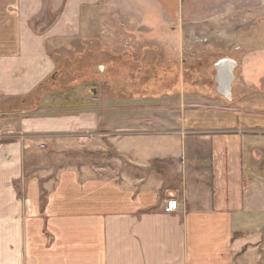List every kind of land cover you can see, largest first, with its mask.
Instances as JSON below:
<instances>
[{
	"label": "crops",
	"instance_id": "crops-1",
	"mask_svg": "<svg viewBox=\"0 0 264 264\" xmlns=\"http://www.w3.org/2000/svg\"><path fill=\"white\" fill-rule=\"evenodd\" d=\"M183 17V0H0V264H264V91L230 53L213 57L201 91ZM140 30L150 36L134 41L136 60L164 68L138 70L144 87L125 106L3 113L58 71L55 47L96 39L106 66ZM222 57L241 67L230 98ZM93 135L112 166L34 161ZM170 195L180 207L166 213Z\"/></svg>",
	"mask_w": 264,
	"mask_h": 264
},
{
	"label": "rangeland",
	"instance_id": "rangeland-1",
	"mask_svg": "<svg viewBox=\"0 0 264 264\" xmlns=\"http://www.w3.org/2000/svg\"><path fill=\"white\" fill-rule=\"evenodd\" d=\"M183 10L184 17L181 22L186 27L185 37L188 42L186 55L195 56V59L191 58L188 63L190 67L188 70H198L200 73L198 78L200 85L197 84V86H201V91L208 93V86L213 85L210 73L214 68L211 62L213 57L229 53L238 54L244 72L252 80V85L253 83L259 85H253L250 90L260 88L264 91V0H183ZM148 36L150 32L143 30L122 34L121 44L112 47L118 54L117 60L106 63L108 68L99 63L98 56L95 54L99 49L105 48L98 45L96 39L77 40L66 48L55 47L58 49L57 54L62 55L60 58H67L59 62V74L55 79L49 80L47 92L41 93L39 97L28 98L25 114L27 116H60L79 112L82 107L94 109L97 101L101 104L108 103L106 106L112 102L117 103V106H125L123 104L129 101L128 89L134 90L135 81L137 80L138 86L141 84L144 87L142 83L146 79H136L138 70L150 67V70L157 71L164 68L161 63H147L149 66L147 67L145 62L136 60L138 56H135V52H140L145 47H136L134 41L140 38L146 39ZM81 54H86V56ZM225 58L227 57H222V59ZM238 68L239 64L234 70ZM239 69L241 70V67ZM194 79L197 80L196 77ZM194 79L190 76L186 80L192 83ZM93 89L100 94L97 99L90 94ZM160 93L163 94L165 91L160 90ZM3 113L11 116L17 112L7 110ZM95 136L97 135L83 140L94 145L86 148L82 146L77 149L67 148L69 152L65 153V150H61V154L58 153L60 156L55 158L38 156L34 161L37 166L42 165L44 168L49 166L63 168L70 162L96 164L97 160L103 161L106 166H112L111 155L104 158L101 154L99 157L96 155L97 137ZM63 145L62 143V148H64ZM39 149L49 152L47 147L40 146ZM35 172L33 169L30 173L34 175Z\"/></svg>",
	"mask_w": 264,
	"mask_h": 264
},
{
	"label": "water",
	"instance_id": "water-1",
	"mask_svg": "<svg viewBox=\"0 0 264 264\" xmlns=\"http://www.w3.org/2000/svg\"><path fill=\"white\" fill-rule=\"evenodd\" d=\"M225 66V68H224ZM235 63L230 59H222L217 63V70L220 72V78H225V83L230 84L234 80L233 70H234ZM229 73V76L227 78L226 73ZM230 92V91H229ZM229 92L227 93V96L229 95ZM91 95H96V90L91 91Z\"/></svg>",
	"mask_w": 264,
	"mask_h": 264
},
{
	"label": "trees",
	"instance_id": "trees-1",
	"mask_svg": "<svg viewBox=\"0 0 264 264\" xmlns=\"http://www.w3.org/2000/svg\"><path fill=\"white\" fill-rule=\"evenodd\" d=\"M59 71H60V69L54 74V76L53 77H51V78H49L47 81H45L44 83H42L39 87H37L36 88V90L33 92V93H31L29 96H27L25 99H24V101H23V103L21 104H14L13 105V107H11L9 110L12 112H22V111H25V107L27 106L26 104H27V100H28V98H33V97H39L40 95H41V93H46L47 92V89H48V82H49V80L50 79H55L56 78V76L59 74Z\"/></svg>",
	"mask_w": 264,
	"mask_h": 264
},
{
	"label": "built area",
	"instance_id": "built-area-1",
	"mask_svg": "<svg viewBox=\"0 0 264 264\" xmlns=\"http://www.w3.org/2000/svg\"><path fill=\"white\" fill-rule=\"evenodd\" d=\"M225 59H227V58H225ZM228 59H229V58H228ZM230 60H231V59H230ZM232 61H233V60H232ZM233 62L235 63L234 68H237L238 63H237L236 61H233ZM235 70H236V69H235ZM235 70H234V72H235ZM229 91H230V92H229V98H230V97L232 96V90H231V88H230ZM231 100H232V98H231ZM179 207H180V204H179V202L177 201L176 197L173 196V195H170L169 200H168V202H167L166 209H165L166 213H173V212H176V211L179 210Z\"/></svg>",
	"mask_w": 264,
	"mask_h": 264
},
{
	"label": "bare ground",
	"instance_id": "bare-ground-1",
	"mask_svg": "<svg viewBox=\"0 0 264 264\" xmlns=\"http://www.w3.org/2000/svg\"><path fill=\"white\" fill-rule=\"evenodd\" d=\"M224 68H225V66H224ZM218 85H219L220 91H227V92H229L230 86H228V84L226 85L225 78H222V79L220 78L218 80Z\"/></svg>",
	"mask_w": 264,
	"mask_h": 264
}]
</instances>
